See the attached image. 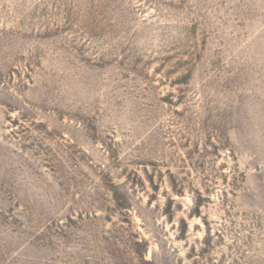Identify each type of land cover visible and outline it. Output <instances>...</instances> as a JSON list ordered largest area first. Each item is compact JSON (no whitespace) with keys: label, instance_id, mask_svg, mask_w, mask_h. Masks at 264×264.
Here are the masks:
<instances>
[{"label":"rangeland","instance_id":"1","mask_svg":"<svg viewBox=\"0 0 264 264\" xmlns=\"http://www.w3.org/2000/svg\"><path fill=\"white\" fill-rule=\"evenodd\" d=\"M0 264H264V0H0Z\"/></svg>","mask_w":264,"mask_h":264}]
</instances>
